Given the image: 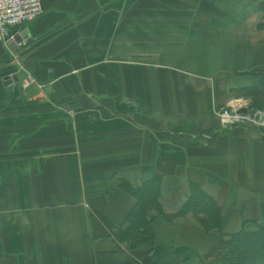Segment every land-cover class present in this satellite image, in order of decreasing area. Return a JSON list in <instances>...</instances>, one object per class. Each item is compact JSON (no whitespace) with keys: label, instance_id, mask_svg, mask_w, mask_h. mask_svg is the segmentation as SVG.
Segmentation results:
<instances>
[{"label":"crops","instance_id":"1","mask_svg":"<svg viewBox=\"0 0 264 264\" xmlns=\"http://www.w3.org/2000/svg\"><path fill=\"white\" fill-rule=\"evenodd\" d=\"M41 4L23 47L0 42V264H201L217 231L264 228V128L215 117L264 110V0ZM154 177L165 215L196 184L219 229L157 216L149 244L117 242L120 183Z\"/></svg>","mask_w":264,"mask_h":264},{"label":"trees","instance_id":"2","mask_svg":"<svg viewBox=\"0 0 264 264\" xmlns=\"http://www.w3.org/2000/svg\"><path fill=\"white\" fill-rule=\"evenodd\" d=\"M250 97L264 103V96L256 91H250ZM120 188L134 200V206L124 220V228L113 230L115 239L121 244H149L150 223L157 216L171 222L190 214L196 218L204 231L219 229V208L196 184L190 185L188 199L180 210L172 215L162 212L159 179L154 177L138 188H131L127 183L121 182ZM143 264L152 263L145 261ZM201 264H264V228L253 223L252 226H244L229 235L217 231L216 246L204 256Z\"/></svg>","mask_w":264,"mask_h":264},{"label":"built area","instance_id":"3","mask_svg":"<svg viewBox=\"0 0 264 264\" xmlns=\"http://www.w3.org/2000/svg\"><path fill=\"white\" fill-rule=\"evenodd\" d=\"M42 0H0V42L15 40L14 29L30 24L42 14ZM245 109V114H237ZM219 127L228 130L236 125L264 127V110L250 107L247 101H236L230 108L216 113Z\"/></svg>","mask_w":264,"mask_h":264},{"label":"water","instance_id":"4","mask_svg":"<svg viewBox=\"0 0 264 264\" xmlns=\"http://www.w3.org/2000/svg\"><path fill=\"white\" fill-rule=\"evenodd\" d=\"M24 46V38L22 36H17L15 40L8 42V47L10 50L15 51L19 47ZM138 59V57H136ZM17 81V78L14 77H6L3 79V85L7 88V90H11L14 86V82ZM65 107V106H63ZM245 109H240L236 113L237 114H245Z\"/></svg>","mask_w":264,"mask_h":264},{"label":"rangeland","instance_id":"5","mask_svg":"<svg viewBox=\"0 0 264 264\" xmlns=\"http://www.w3.org/2000/svg\"><path fill=\"white\" fill-rule=\"evenodd\" d=\"M248 126H250V125H248ZM255 127V126H254ZM257 128H260V127H257ZM262 128H264V127H262Z\"/></svg>","mask_w":264,"mask_h":264}]
</instances>
